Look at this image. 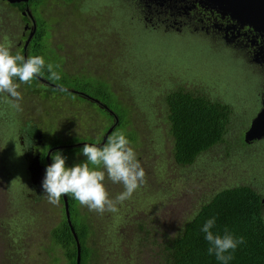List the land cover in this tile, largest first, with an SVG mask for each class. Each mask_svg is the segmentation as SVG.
Returning a JSON list of instances; mask_svg holds the SVG:
<instances>
[{
	"label": "rangeland",
	"instance_id": "1",
	"mask_svg": "<svg viewBox=\"0 0 264 264\" xmlns=\"http://www.w3.org/2000/svg\"><path fill=\"white\" fill-rule=\"evenodd\" d=\"M135 1L137 0H73L75 6H72L64 0H44V4L37 8L38 11H32V15L36 21L42 17L47 23L46 48L54 49L55 52H52L61 58L67 74L93 78L99 74L105 75V71L110 70L111 80L108 81L115 85L114 81L121 79L115 73L119 69L129 68L124 70L126 73L130 70L137 71L138 67L148 70L159 68V73L167 71L171 74L165 73V77L171 82H181L185 85L191 83L194 88L210 89L207 95L228 103L231 114L226 123V140L233 136L234 144L242 139L243 131L249 126L251 118L260 106L258 97L264 92V70L259 66L261 71L255 72L235 51L220 46L208 47L197 35H177L172 32L164 34L161 33L162 27L144 29L139 27L142 24L140 22L137 23L138 26L127 30V25L130 27L134 22L127 23L126 20L139 14L134 5ZM27 5L30 9L33 7L30 3ZM199 5L225 15L215 5ZM11 11L5 2H0V15L4 20L7 19L3 24L4 28L10 19L7 30L12 23L18 22V14L13 15ZM230 19L239 26L242 24L240 18L230 16ZM8 41L9 39H4L0 44H7L12 48L14 44ZM257 52L258 60L252 63L259 62L263 67L264 54L260 49ZM43 53L49 55L46 51ZM152 77L155 84L160 79L157 72ZM148 81V86L153 85ZM130 85L132 88L128 93L120 92L118 87L115 92L119 101L134 106L142 101L136 95L139 93L135 88L139 84L135 79H132L130 84L127 79L121 82L123 88ZM67 86L73 87L71 84H66V88ZM18 90L21 91V87ZM57 93H48L50 96L39 97V94H32L22 97L19 102L24 106L21 105L19 113L24 114L29 121L40 122L44 136L56 134L61 141L75 138L74 136H87L89 141L94 139L98 131L96 126L101 121L99 116H95V106L93 108L86 103L73 105V96ZM8 99L12 104L13 98L8 96ZM10 111L11 108H8L7 113ZM99 115L106 119L105 116ZM18 124L19 122L13 123L12 128ZM134 127L139 130L142 125L136 123ZM145 131L144 128L140 137L142 147L139 149L136 145L134 150L140 159L147 182L139 187V194L133 193L127 199L130 200L128 208L123 212L122 202L120 207L116 205L117 211H105L101 214L90 211L86 206L75 204L78 208L76 213H86L92 219V228L95 231L91 246L96 253L88 264H157L155 260H151L146 246L140 243L129 244L126 240L117 241L112 225L116 224L117 232L119 228H129L133 217H143L147 221L157 223L156 227L169 234L189 215L203 196L218 187L242 183L256 189L259 194L264 193V137L252 140L258 147V153L257 149L251 150L249 147L238 153L235 151L238 148L227 147V143L219 142L198 159L196 157L190 165L180 167L173 164L166 140H159V152L152 153L153 149L148 151L149 143L144 137ZM21 132L22 129H19L17 136H20ZM148 135L150 138L154 137L151 132ZM84 140L76 141L85 142ZM81 150H76L73 154L67 153L66 166L70 167L86 159ZM223 153L229 154L220 157ZM246 154L255 156L249 157ZM253 159L256 161H252ZM160 168L163 171L158 173ZM104 185L112 199L124 190L122 184L111 182L107 175ZM6 194L5 180L0 176V198ZM5 207L6 204L2 201L0 219L9 215ZM69 208V219L80 224L86 223L84 215L73 214V203H70ZM25 217L26 214L15 216L16 223L19 221L20 225L16 230L19 237L16 240L22 254L20 264H67L62 250L49 242L45 229L54 222V217L48 215L41 218V214H35L33 219ZM122 217L126 220L123 221V226ZM121 235L123 236V233Z\"/></svg>",
	"mask_w": 264,
	"mask_h": 264
},
{
	"label": "trees",
	"instance_id": "2",
	"mask_svg": "<svg viewBox=\"0 0 264 264\" xmlns=\"http://www.w3.org/2000/svg\"><path fill=\"white\" fill-rule=\"evenodd\" d=\"M26 1L21 2L32 4L31 10L34 11L35 9V12L38 7L44 4V0ZM21 2H17L19 3L18 7L22 5ZM64 2L70 3L72 6L75 4L73 0H64ZM123 22L125 24L126 22H134L130 27L126 24V29L129 30V28L142 21L129 18L126 22L123 19ZM36 23V28L33 27L31 40L26 48V55L24 54L23 56L25 58L30 55L43 57L45 65L51 64L53 66L52 70L57 73L59 79H52L51 73L45 67L39 76L46 78L50 84H38L36 78H34L31 82V85L34 86L33 89L39 95L56 93L57 90L58 95L68 94L73 96L75 100H73V105L88 104L89 102L83 99V97L73 95V93L58 88L56 89L54 86L66 87V84H71L73 85L71 88L79 91V95L82 92L95 100V103L91 100L89 101L95 106V116H99L101 121L96 126L98 131L95 133V138L90 140L98 143L103 132L112 125L103 143L99 146H103L109 136L123 132L129 140L131 147L134 149L137 145L140 149L142 147L140 137L145 128L144 137L149 143L148 151L153 149L152 153L159 152V140L163 139V142L166 140L169 145L168 153L173 164L180 167L190 165L196 157L198 159L200 155L219 142L227 143V147L234 146L238 148L235 150L238 153L246 150L245 148L248 147L251 150L258 148L252 140L246 142L243 139H237L238 142L234 144H232L233 136L226 140V123L230 120L231 114L228 103H223L216 97L207 95L210 93V89L191 87L185 90L184 87L176 86L175 82H171L165 77V73H168L167 71L159 73V68L148 70L138 67L139 70L137 71L130 70L128 71L129 73L127 71L125 73L124 70L129 69L125 67L124 70L113 71L117 73V76L121 77V79L114 81L115 85H112L108 81L111 80L110 70H106L105 75L99 74V76L93 78L89 76L84 77L79 74H67L65 69L61 68L63 67L61 58L53 53L55 52L54 49L48 47L50 49L48 50L43 41L42 37L47 35V23H45L42 17ZM139 27L150 29L148 25L144 26L143 23ZM43 51L48 52L49 55L44 54ZM131 72L137 73L138 76ZM156 72L160 76V79H157L158 82L155 84L153 83L154 79L152 75ZM141 74H146V76L144 77ZM125 79L128 80L129 84L132 79H135L139 84L138 87H134L139 93L136 95L142 99V101H139V104L132 106L119 101L115 92L116 87H118L117 89L120 92L126 93L132 88L131 85L129 87H121V82ZM147 81L153 83V85L148 86ZM40 87L45 88V91L40 92ZM103 106L108 108L112 114L108 113ZM97 112L105 116L106 119H103ZM136 123L142 125L141 129L137 130L134 127ZM149 132L154 137L150 138ZM74 137L76 139L72 137L66 141H61L58 135L52 134L50 144H70L76 140L82 141L85 139L79 136ZM83 145L79 144L70 148L56 149L53 153L60 151L66 157L67 153L73 154L75 153L74 151L82 149ZM256 153H258V149ZM52 154L49 157V162L45 163V167L53 162ZM227 154L229 153H223L220 157H224ZM247 156H255V154ZM13 158L15 157L13 156ZM137 159L140 161L138 157ZM252 161L256 160L253 159ZM161 170L162 168L159 169L158 173L163 171ZM19 173L22 174V169H18L15 172L14 170L4 171L2 175L3 178L6 176L14 177ZM42 174L45 175L44 172ZM145 182H147L146 179ZM12 185L11 181L5 182V189L10 196H14ZM133 193L139 194V188ZM66 196L68 197V211L70 212L69 205L73 201L68 195ZM260 196L261 194L256 189L247 184L221 186L210 191L207 196H203L189 215L182 219L177 228L169 234L164 232L165 230L162 228L156 227L157 223L147 221L143 217H133L129 228L122 227L117 232L115 231L117 229L116 224L112 225V231L115 233L117 241L126 240L129 244L140 243L146 246L151 260H155L157 264H221L214 255H209L207 251L209 245L204 238L205 234L201 231L203 224L208 219L215 218V225L212 229L215 234H223L224 230L227 229L236 239L243 238V243H239L236 249L231 252L232 259L228 261V264H264V208L259 202ZM13 201L14 203L11 205L9 212H7L9 215L0 219V236L8 238L9 243H12L16 237V239L19 238L16 230L20 225L19 221L16 223L15 216L19 214L24 215L20 209L16 208L15 200ZM128 202L130 200L126 199L123 201V206L121 207L123 212L128 208ZM117 206L120 207V203ZM73 211H77L75 204L73 205ZM87 215L85 216L86 223L80 224L69 219L79 245L78 264H88V261L96 253L95 249L91 246L95 231L92 228V219ZM117 218H119V214ZM123 221L126 220L122 217L121 226H123ZM122 233L123 236L121 235ZM47 235L49 242L62 250L66 263L73 264L75 244L62 214L57 223L49 227Z\"/></svg>",
	"mask_w": 264,
	"mask_h": 264
},
{
	"label": "flooded vegetation",
	"instance_id": "3",
	"mask_svg": "<svg viewBox=\"0 0 264 264\" xmlns=\"http://www.w3.org/2000/svg\"><path fill=\"white\" fill-rule=\"evenodd\" d=\"M157 1L158 0L151 2H143L142 0L135 1L134 5L138 8L139 14L134 15V18L143 21L141 23H143L144 26L148 25L149 28L152 29L162 27L161 33L164 34L172 32L177 35L181 33L197 35L202 38L203 42L208 47L220 46L235 51L246 64H250L253 67L255 72L260 70L259 68L264 70V65L262 67L258 61V63L256 62L257 64L252 63L254 60H258L257 51L259 49L264 54V38L251 27L245 24L239 26L231 20L228 15H220L212 9H204L194 0ZM0 2H5L8 9L12 10L11 12L13 15L15 13L18 14V22L12 23L8 30L7 27L10 19H8V24L4 28L3 24L7 22V19L4 20L0 15V38L2 40L9 39L8 42L14 44L11 48L13 54L19 51L22 55H26V48L31 40L33 27L36 28L37 25L36 20L32 15V10L28 7L26 3L27 1L21 2L22 5L20 7H18L20 2L17 4L8 3L5 0H0ZM31 17L33 18V21L31 20ZM46 34L47 35L42 37L44 43H46L48 38V33L46 32ZM1 39L0 42H2ZM35 78L38 84H50L46 78L40 76ZM259 81L260 80L258 79V82ZM16 82L19 83L18 80ZM175 84L181 88L184 87L185 90L192 87L191 83L185 85L184 83L176 82ZM54 86L56 89L58 88L73 93V95L83 97V99H86L87 102H89L87 105L91 106L92 104V106H94L92 102L95 103V101L91 100L86 94L80 92L79 95V91L74 90L70 86L67 88L56 85ZM20 87L22 97L38 94L35 92V89H33L34 86L31 84L21 83ZM39 90L45 91V88L40 87ZM44 94L49 96L48 93ZM41 96L39 95V97ZM89 100L92 102L90 103ZM17 103L19 104L18 108L14 106ZM21 105V101L17 102L14 98L12 104L9 103L7 94L0 93V172L4 170H14L15 172L18 169H22V174L19 173L14 177H4L6 178L5 182H12L14 196H10L9 194L4 195V197L2 196L0 198V205L3 201L6 204L5 211L9 212L11 205L14 203L13 200H15L16 208L20 209L22 214H26L27 217H30L31 219L34 218L35 214H41V218L48 215L53 216L54 222L45 227L48 232L49 227L57 223L61 214L65 216L63 199L60 197L59 203L53 205L48 201L44 189H37V183H30L24 171L27 161H25L21 155V148L25 145L30 146L31 155L35 157L37 165H39L41 171L45 173V163L49 162V157L54 150L74 147L82 144V142L74 141L70 144H50L51 135H43V129L39 125L40 122L37 123L36 120L29 121L24 114L19 113V111H21ZM8 108H11L9 114L7 113ZM35 118L40 119L38 117ZM17 121L19 124L15 128H12V124ZM25 125H27L29 129L27 131L22 130L21 135L17 136L18 130ZM34 129L38 132V139L33 136L35 134H33ZM86 138L84 140L85 142H93ZM13 156L15 158H13ZM0 176L3 177L2 173H0ZM69 198L73 201V205H79V202L75 200L72 195L69 196ZM67 200L68 197L64 195L65 209L67 212V218L69 219L70 212L68 211ZM76 209L78 211V208ZM77 211H73V214L87 215L86 213L81 212L76 213ZM36 224H34L33 227H35ZM16 238L12 243H9L8 238L0 236V264H6L7 262H10V264H14L13 262H16L15 264H20L22 254L20 253L19 244Z\"/></svg>",
	"mask_w": 264,
	"mask_h": 264
},
{
	"label": "clouds",
	"instance_id": "4",
	"mask_svg": "<svg viewBox=\"0 0 264 264\" xmlns=\"http://www.w3.org/2000/svg\"><path fill=\"white\" fill-rule=\"evenodd\" d=\"M45 67L52 79H59L52 70L53 66L45 65L43 57L30 55L25 58L19 51L13 54L10 45L0 44V93H6L19 101L22 99L18 90L20 84H31ZM14 106L18 108L19 104ZM20 129L27 131L29 127L25 125ZM81 151L86 159L70 167L66 166V158L60 151L52 154L53 162L46 166L42 188L53 205L59 203L62 195L70 193L81 206H86L90 211L101 214L105 211L115 212L116 205L129 199L145 182L144 169L123 132L109 136L103 146L85 143ZM105 175L111 182L123 185L124 190L114 199L109 197L105 188ZM214 225L215 218H210L201 228L209 245L207 251L221 264H228L232 259L231 252L239 243H243V238L236 239L227 229L223 234H215L212 231Z\"/></svg>",
	"mask_w": 264,
	"mask_h": 264
},
{
	"label": "water",
	"instance_id": "5",
	"mask_svg": "<svg viewBox=\"0 0 264 264\" xmlns=\"http://www.w3.org/2000/svg\"><path fill=\"white\" fill-rule=\"evenodd\" d=\"M8 3H17L26 0H5ZM165 0H158L157 2H162ZM197 3H202L208 6L217 7L220 9L221 13L228 15V17H235L240 18L242 24H246L247 26L251 27L255 31L258 32L261 36H264V0H194ZM32 18V17H31ZM33 21V18L31 19ZM95 101V100H94ZM259 108L255 115L251 118V122L249 126L245 128L242 134L243 141L249 142L256 138L264 137V92L261 93L259 98ZM105 110L112 114L111 111L104 107ZM114 116V115H113ZM114 122V119H113ZM112 126V125H111ZM111 126H109L102 134L100 141L98 143L95 142H82V144L89 143V144H96L99 146L103 143L105 136L110 131ZM38 131V130H37ZM35 133V134H34ZM33 136L38 139V132L33 131ZM29 145L22 146L21 148V155L25 159L26 166L24 171L30 181L31 184L37 183V189H42V181L45 175L41 174V167L37 165L35 157L31 155V150ZM63 199L64 205V213H65V222L69 227L70 234L75 244V258L74 264H78V241L73 231L70 221L67 218V212L65 209V202H64V195L61 196ZM259 202L264 208V193L261 194L259 197Z\"/></svg>",
	"mask_w": 264,
	"mask_h": 264
}]
</instances>
